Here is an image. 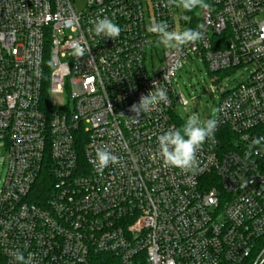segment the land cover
Wrapping results in <instances>:
<instances>
[{
    "label": "built area",
    "instance_id": "obj_1",
    "mask_svg": "<svg viewBox=\"0 0 264 264\" xmlns=\"http://www.w3.org/2000/svg\"><path fill=\"white\" fill-rule=\"evenodd\" d=\"M84 1L77 10L75 0H0V264H16L15 252L33 264H85L99 253L122 264H264V147L248 154L264 135V0H206L204 38L164 50L158 66L150 24L196 28L186 15L165 0ZM103 16L121 27L118 38L95 35ZM73 41L85 56L71 54ZM190 55L212 74L252 67L222 93L215 142L197 153L195 173L165 165L157 143L180 128L173 108L185 102L172 78ZM153 81L169 103L129 125V107ZM98 148L121 163L99 172Z\"/></svg>",
    "mask_w": 264,
    "mask_h": 264
},
{
    "label": "clouds",
    "instance_id": "obj_2",
    "mask_svg": "<svg viewBox=\"0 0 264 264\" xmlns=\"http://www.w3.org/2000/svg\"><path fill=\"white\" fill-rule=\"evenodd\" d=\"M175 6L184 12H192L197 9H209L211 6L206 0H165L164 7ZM185 20L189 19L187 16ZM94 33L96 36L111 38L119 37L121 27L107 16L97 17L94 21ZM158 37V42L166 49H176L181 46L194 44L204 38L205 25L199 24L196 28H186L182 31H170L169 25L165 21L152 22L148 29ZM71 54L76 58L85 56L86 49L78 41L71 44ZM90 48L87 49V52ZM153 90L146 95L141 94L139 101L133 103L128 111L134 113V116L126 117L129 125L140 122L142 114L149 113L161 103L168 104L169 98L167 89L159 86V83L153 81ZM121 115H123L121 113ZM217 129V120L209 118L201 121L197 114L190 115L180 128H170L157 137L159 156L167 166L178 168L183 172L195 173L199 169V160L197 153L206 141L215 142V131ZM264 147V135L253 138L248 145V154L259 152ZM96 168L99 172L111 165H119L120 158L113 154L107 148H98L96 150ZM247 253H245L246 255ZM16 264H33V257H25L22 252L13 253Z\"/></svg>",
    "mask_w": 264,
    "mask_h": 264
},
{
    "label": "rangeland",
    "instance_id": "obj_3",
    "mask_svg": "<svg viewBox=\"0 0 264 264\" xmlns=\"http://www.w3.org/2000/svg\"><path fill=\"white\" fill-rule=\"evenodd\" d=\"M84 4V0H75L74 6L77 10H81ZM178 10L179 14L186 15L189 18L188 25L192 24L193 14L199 12V9L192 12H184L179 8ZM176 30L180 31L179 25ZM164 50L166 48L160 45L156 46V53H153L152 56L154 65H162ZM251 70V65H246L237 68L233 72L224 71L212 74L208 71L200 56L190 55L182 59L180 68L172 78V87L185 103L183 104L179 100L174 104L175 117L182 122H185L192 114H197L201 121L214 118L217 114L222 93L233 89L242 82H246ZM3 154V151H0L1 157ZM4 173V166H0V178L4 176Z\"/></svg>",
    "mask_w": 264,
    "mask_h": 264
},
{
    "label": "trees",
    "instance_id": "obj_4",
    "mask_svg": "<svg viewBox=\"0 0 264 264\" xmlns=\"http://www.w3.org/2000/svg\"><path fill=\"white\" fill-rule=\"evenodd\" d=\"M200 10L196 14H193L194 18L192 19V25H197L200 21ZM46 71L48 75V62L46 61ZM48 80H45L44 83V88H43V95H42V103L44 106H47L48 104ZM176 123L179 127H182L184 122H182L180 119L176 118ZM80 140L78 139L77 141V148L79 150V158L82 160V154H81V149H82V142H79ZM50 174L47 172L44 173V175L40 176L39 180L37 181L36 188L34 189V193L32 195V199L35 201H39L42 196L46 193V190L48 189V186L46 184L48 180V176ZM85 264H122L120 260L113 255L110 254H104V253H99L92 255L89 261Z\"/></svg>",
    "mask_w": 264,
    "mask_h": 264
},
{
    "label": "water",
    "instance_id": "obj_5",
    "mask_svg": "<svg viewBox=\"0 0 264 264\" xmlns=\"http://www.w3.org/2000/svg\"><path fill=\"white\" fill-rule=\"evenodd\" d=\"M174 102H176V98L174 99Z\"/></svg>",
    "mask_w": 264,
    "mask_h": 264
}]
</instances>
